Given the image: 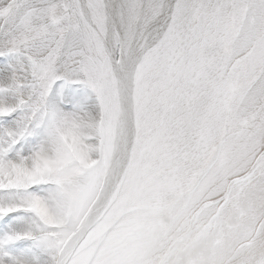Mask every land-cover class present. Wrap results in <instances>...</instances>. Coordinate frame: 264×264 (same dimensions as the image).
<instances>
[{"label":"snow or ice","instance_id":"6c2138e0","mask_svg":"<svg viewBox=\"0 0 264 264\" xmlns=\"http://www.w3.org/2000/svg\"><path fill=\"white\" fill-rule=\"evenodd\" d=\"M0 264H264V0H0Z\"/></svg>","mask_w":264,"mask_h":264}]
</instances>
